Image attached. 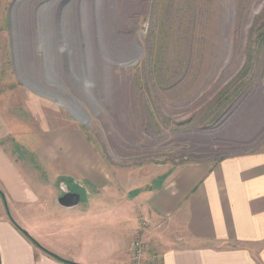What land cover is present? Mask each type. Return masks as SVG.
<instances>
[{
	"label": "rangeland",
	"instance_id": "374dc122",
	"mask_svg": "<svg viewBox=\"0 0 264 264\" xmlns=\"http://www.w3.org/2000/svg\"><path fill=\"white\" fill-rule=\"evenodd\" d=\"M69 1L0 0V138L30 185H96L66 175L62 159L79 143L99 185L130 187L264 152V0H151L132 73L98 61L78 31L66 71ZM100 1L97 29H134L121 0ZM81 13L76 29L89 19ZM149 232L142 221L129 264L140 239L147 264L158 243Z\"/></svg>",
	"mask_w": 264,
	"mask_h": 264
},
{
	"label": "crops",
	"instance_id": "0c3cea01",
	"mask_svg": "<svg viewBox=\"0 0 264 264\" xmlns=\"http://www.w3.org/2000/svg\"><path fill=\"white\" fill-rule=\"evenodd\" d=\"M3 141L0 264H64L30 243L5 205L40 247L74 264H129L142 221L158 242L147 264H264V152L186 165L161 184L130 187L99 185L93 153L79 143L62 159L66 175L96 185H30ZM67 192L80 196L77 206L59 204ZM163 225L171 234L154 232Z\"/></svg>",
	"mask_w": 264,
	"mask_h": 264
},
{
	"label": "bare ground",
	"instance_id": "6f19581e",
	"mask_svg": "<svg viewBox=\"0 0 264 264\" xmlns=\"http://www.w3.org/2000/svg\"><path fill=\"white\" fill-rule=\"evenodd\" d=\"M120 8L126 11L124 16L129 17V24H133L134 29H97L95 26V9L102 7L100 0H70L69 1V18L66 20V45L64 49V63L67 71L66 63H69L67 59L68 53L73 52L69 35L74 32H81L78 36L81 42L82 48H90L94 50L93 54L97 57L98 61L108 63V66L121 72L132 73L137 62H143L145 58L144 54V42L142 39V32L140 24L143 17H149L151 0H121ZM82 2V6L81 3ZM81 8L87 9V23L85 22V29H76L80 25V17L82 15ZM127 14V15H126ZM94 20V21H93ZM119 30V31H118ZM16 33L18 29H15ZM120 32V34H119ZM15 39H17V34ZM106 47V48H105ZM68 50V51H67ZM84 50V49H83ZM108 50V51H107ZM107 51V52H106ZM84 56H87V49L84 51ZM109 52V53H108ZM89 53V52H87ZM73 54V53H72ZM226 56L229 54L227 51L224 53ZM225 59H227V57ZM223 57V58H224ZM73 60V57H71ZM48 63L51 60L47 59ZM73 62V61H72ZM46 67L47 80L53 81V70ZM75 78V77H74ZM50 79V80H49ZM29 81V80H28ZM35 84V83H34ZM53 84V82H50ZM76 84V81H74ZM79 88L80 85H76ZM40 89H44L39 87Z\"/></svg>",
	"mask_w": 264,
	"mask_h": 264
},
{
	"label": "built area",
	"instance_id": "2783aa9c",
	"mask_svg": "<svg viewBox=\"0 0 264 264\" xmlns=\"http://www.w3.org/2000/svg\"><path fill=\"white\" fill-rule=\"evenodd\" d=\"M144 243L143 241L137 240L134 242L132 245V250H131V263L132 264H145L144 263Z\"/></svg>",
	"mask_w": 264,
	"mask_h": 264
},
{
	"label": "water",
	"instance_id": "95a60500",
	"mask_svg": "<svg viewBox=\"0 0 264 264\" xmlns=\"http://www.w3.org/2000/svg\"><path fill=\"white\" fill-rule=\"evenodd\" d=\"M0 195L2 196V198L4 200V197L1 194V192H0ZM79 202H80V196L78 194H73V193H69V192L64 193V195L59 199V204L64 208L75 207L79 204ZM4 205H5V203H4ZM5 207L7 208L6 205H5Z\"/></svg>",
	"mask_w": 264,
	"mask_h": 264
},
{
	"label": "trees",
	"instance_id": "16d2710c",
	"mask_svg": "<svg viewBox=\"0 0 264 264\" xmlns=\"http://www.w3.org/2000/svg\"><path fill=\"white\" fill-rule=\"evenodd\" d=\"M6 208V207H5ZM6 213H7V217L9 219V221L14 225V227L22 234L24 235V237H26V239H28L30 241V243H32L35 247L39 248L40 250H42L43 252H45L46 254H48L50 257L54 258L55 260L61 262V263H64V264H74L72 262H68V261H65L51 253H49L48 251H46L45 249H43L42 247H40L30 236H28L23 230L20 229V227H18L16 225V223L12 220L10 214L8 213L7 211V208H6Z\"/></svg>",
	"mask_w": 264,
	"mask_h": 264
}]
</instances>
